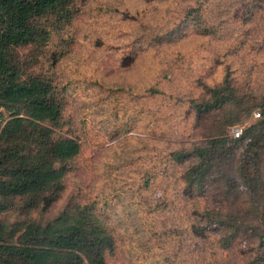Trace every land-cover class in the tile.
Returning <instances> with one entry per match:
<instances>
[{"label": "trees", "instance_id": "trees-1", "mask_svg": "<svg viewBox=\"0 0 264 264\" xmlns=\"http://www.w3.org/2000/svg\"><path fill=\"white\" fill-rule=\"evenodd\" d=\"M84 1L0 0V116L8 112L0 121V264H109L121 249L106 196H65L82 142L65 116L58 66L73 51L75 40L65 34ZM263 8L264 0H197L185 20L208 36L225 14L247 23ZM253 79L228 71L190 98L194 141L166 150L161 173L145 169L136 188L118 195L116 203L134 207L128 225L141 232L136 249L151 253L185 229L223 248L249 244L252 256L242 264H264V85ZM159 176L167 185L157 194ZM174 197L191 202L195 218L181 224L168 215Z\"/></svg>", "mask_w": 264, "mask_h": 264}, {"label": "rangeland", "instance_id": "rangeland-1", "mask_svg": "<svg viewBox=\"0 0 264 264\" xmlns=\"http://www.w3.org/2000/svg\"><path fill=\"white\" fill-rule=\"evenodd\" d=\"M196 2L87 0L79 2V14L65 34L75 44L58 66V80L68 98L65 116L82 142L65 196L107 197L106 213L121 238L119 255L109 264L153 259L159 264H242L252 256L251 246L242 241L223 248L213 236L200 239L185 229H175L151 253L138 250L141 232L128 225L134 207L128 200L115 201L138 186L145 169L159 171L167 162L166 150L194 141L188 100L206 85L219 83L228 71L239 79L254 78L255 87L264 85V8L247 23L225 14L217 33L206 36L185 20ZM149 88L161 92L150 94ZM163 179L154 183L157 194L167 185ZM171 200L168 215L181 224L195 218L191 202Z\"/></svg>", "mask_w": 264, "mask_h": 264}, {"label": "built area", "instance_id": "built-area-1", "mask_svg": "<svg viewBox=\"0 0 264 264\" xmlns=\"http://www.w3.org/2000/svg\"><path fill=\"white\" fill-rule=\"evenodd\" d=\"M259 113H255V116H259ZM243 131V126H237L233 129V134L235 137H239Z\"/></svg>", "mask_w": 264, "mask_h": 264}]
</instances>
